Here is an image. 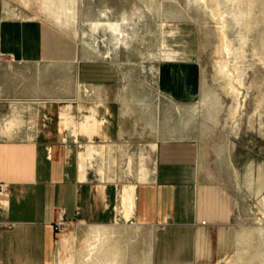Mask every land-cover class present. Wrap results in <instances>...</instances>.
<instances>
[{
    "label": "rangeland",
    "instance_id": "1",
    "mask_svg": "<svg viewBox=\"0 0 264 264\" xmlns=\"http://www.w3.org/2000/svg\"><path fill=\"white\" fill-rule=\"evenodd\" d=\"M5 8L43 22L77 49L79 61L105 63L116 75L104 90L70 72L46 76L47 89L67 95L76 83L57 129L77 143L84 179L117 186L121 213L113 227H61L49 264H153L155 230L132 213L160 143L195 145L203 179L231 202L237 248L215 264H264V0H0ZM100 22L118 27L95 28ZM165 53L198 63L194 101L179 104L159 92ZM86 117L108 119L104 130L115 137L86 133Z\"/></svg>",
    "mask_w": 264,
    "mask_h": 264
},
{
    "label": "crops",
    "instance_id": "2",
    "mask_svg": "<svg viewBox=\"0 0 264 264\" xmlns=\"http://www.w3.org/2000/svg\"><path fill=\"white\" fill-rule=\"evenodd\" d=\"M61 38L35 18L0 9V185L6 188L0 193V264H49L61 212L66 225L94 229L116 226L121 217L117 186L84 179L77 143L68 144L57 129L61 106L74 105L76 83L68 95L46 87L48 74L70 72L104 90L114 86L115 71L79 61L77 49ZM164 59L159 92L179 104L194 101L201 85L198 63L169 53ZM134 196L133 219L155 230L153 264H215L235 252L231 202L203 179L195 145L157 144L150 181Z\"/></svg>",
    "mask_w": 264,
    "mask_h": 264
},
{
    "label": "bare ground",
    "instance_id": "3",
    "mask_svg": "<svg viewBox=\"0 0 264 264\" xmlns=\"http://www.w3.org/2000/svg\"><path fill=\"white\" fill-rule=\"evenodd\" d=\"M201 2H203L205 4L206 0H201ZM94 27L95 28H106L110 31H114L115 28L118 27V24H112V23H108V22H100V23H95ZM107 112H108V110H107ZM106 122L107 121H105V120H102L100 122H96V121L91 120L90 117H86L83 120V129L88 134L93 133L94 131H97L98 137L102 141H108L109 136L104 130V126H105ZM107 148H109V147L107 146Z\"/></svg>",
    "mask_w": 264,
    "mask_h": 264
},
{
    "label": "built area",
    "instance_id": "4",
    "mask_svg": "<svg viewBox=\"0 0 264 264\" xmlns=\"http://www.w3.org/2000/svg\"><path fill=\"white\" fill-rule=\"evenodd\" d=\"M85 92L88 93V89H85ZM6 188L3 185H0V193L3 194L5 193ZM66 225V220L64 218V213L61 212L58 218V222L56 224L57 231L61 229V227H64Z\"/></svg>",
    "mask_w": 264,
    "mask_h": 264
}]
</instances>
